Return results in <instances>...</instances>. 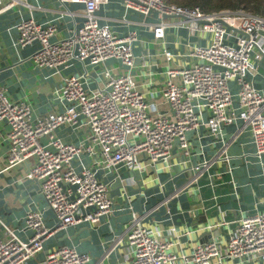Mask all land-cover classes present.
<instances>
[{"label":"built area","instance_id":"obj_1","mask_svg":"<svg viewBox=\"0 0 264 264\" xmlns=\"http://www.w3.org/2000/svg\"><path fill=\"white\" fill-rule=\"evenodd\" d=\"M56 1L65 11L67 4L83 5L81 24L63 37L56 36L57 27L51 21L21 17L14 24L13 47L33 46L29 59L37 68L60 73L77 60L84 73H60V85L50 98L55 107L45 115H34L29 102L11 99L0 85V123L8 126L3 170L28 164L24 178L36 183L54 223H46L43 211L28 210L23 222L31 233L22 240L0 215V264H26L40 253H44L40 264H90L87 252L67 244L44 250V243L60 229L81 223L96 226L109 218L114 211L111 185L118 181L122 189L129 187L123 172H144L141 155L154 169L158 164L167 169L172 157L181 155L178 164L190 167L187 183L193 185L215 162L223 160L228 163L226 171H231L227 149L241 133H248L252 157L261 161L264 156V88L254 81L264 65V16L243 8L206 12L199 6L163 0H120L124 16L133 12L144 19L152 13L175 17L177 24L204 42L185 43L178 53L163 46L157 53L168 63L162 87L157 93L145 94L134 76L137 31L120 34L100 22L97 11L106 0ZM17 5L31 6L27 0H0V15ZM169 25L161 20L149 30L160 41ZM140 57L144 66L145 57ZM111 59L122 70L110 69ZM86 64L97 67L101 75L94 88L87 86ZM159 99L166 109H159ZM229 127L234 131L227 137ZM62 129L68 136L57 133ZM205 137L222 142L212 157H206L202 146L196 150L191 143V138ZM111 174L114 178L109 182L106 177ZM211 177L215 175L209 174L208 179ZM222 226L225 235H211L187 252L189 228L170 224L169 237L163 239L141 216L131 213L120 239L129 247L130 264L264 261V207L241 213L231 222L216 221L203 230Z\"/></svg>","mask_w":264,"mask_h":264},{"label":"crops","instance_id":"obj_2","mask_svg":"<svg viewBox=\"0 0 264 264\" xmlns=\"http://www.w3.org/2000/svg\"><path fill=\"white\" fill-rule=\"evenodd\" d=\"M27 3L31 6L17 5L0 15V85L11 99L29 102L34 115H45L55 107L50 98L52 91L60 85L61 75L83 74L84 67L79 61L72 60L69 67L61 70V75L52 69L35 67L29 59L33 46L19 50L13 47L17 34L14 24L21 17L32 16L41 23L53 22L57 27L56 36L67 37L72 29L81 24L83 5L67 4L65 11L56 0H27ZM97 14L100 22L109 25L117 33L122 34L128 29L137 31L138 40L133 44L134 76L138 89L145 94L157 93L162 87L163 72L168 63L157 53L163 46L178 53V49L185 48V43H204L200 37L190 35L177 24L178 19L175 17H159L152 13L144 19L133 12L124 16L120 0H106L99 6ZM161 20L170 22V25L164 40L159 41L153 37L149 26ZM141 55L145 57L144 66ZM108 66L114 71L122 70L112 59L108 61ZM86 69L87 86L94 88L96 81L101 82V75L95 66L86 64ZM254 81L256 86L264 88V70L254 76ZM157 105L159 109H166L161 99L157 100ZM7 130L8 126L0 123V215L13 226L19 238L26 240L31 233L23 222L28 210L43 211L48 225L54 223V217L36 183L24 178L28 164L3 170L8 152L5 138ZM230 131H234V127L226 129L227 137ZM57 133L67 135L68 131L62 129ZM188 136L191 137L192 133H188ZM191 143L196 150L202 146L206 157L216 155L222 145L220 140L208 137L200 140L191 138ZM242 149L245 156L242 155ZM251 151L248 133H241L227 149L231 171H226L228 163L223 160L215 162L194 185V182L187 183L191 175L190 167L184 168L178 164L181 155L172 157L171 166L167 169L159 164L154 169L145 155H141L139 160L146 170H136L134 173L124 171L123 175L129 178V187L122 189L118 181L111 185L114 211L109 218L102 219L96 226L81 223L60 229L45 241L44 250L48 246L53 247L54 243L67 244L87 252L91 256L90 264H130L129 247L120 237L131 213L141 216L144 224L163 239L169 237L167 227L170 224L177 225L179 229L189 228L185 246L187 252L194 244L207 241L211 235L223 236L226 233L225 226L212 231H204L203 228L223 219L231 222L241 213L246 215L264 207V156L261 161H256ZM197 156L193 155V159L196 160ZM209 174H214L215 178L208 179ZM113 178L111 174L106 180L110 182ZM166 198L169 201L165 204L163 201ZM43 257L44 253H40L26 264H40ZM238 264H264V261Z\"/></svg>","mask_w":264,"mask_h":264},{"label":"trees","instance_id":"obj_3","mask_svg":"<svg viewBox=\"0 0 264 264\" xmlns=\"http://www.w3.org/2000/svg\"><path fill=\"white\" fill-rule=\"evenodd\" d=\"M182 6H199L206 12L222 9L236 10L243 8L255 15L264 16V0H163Z\"/></svg>","mask_w":264,"mask_h":264},{"label":"water","instance_id":"obj_4","mask_svg":"<svg viewBox=\"0 0 264 264\" xmlns=\"http://www.w3.org/2000/svg\"><path fill=\"white\" fill-rule=\"evenodd\" d=\"M261 67H262V69L264 70V65L263 64H261ZM58 243H54L53 244V246H55V245H57ZM48 248H49V246H48Z\"/></svg>","mask_w":264,"mask_h":264}]
</instances>
